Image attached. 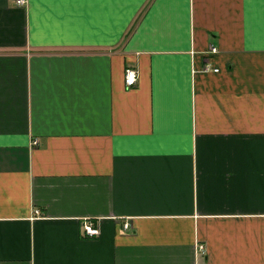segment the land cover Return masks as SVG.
<instances>
[{"label":"crops","instance_id":"1","mask_svg":"<svg viewBox=\"0 0 264 264\" xmlns=\"http://www.w3.org/2000/svg\"><path fill=\"white\" fill-rule=\"evenodd\" d=\"M0 264H264V0H0Z\"/></svg>","mask_w":264,"mask_h":264},{"label":"built area","instance_id":"2","mask_svg":"<svg viewBox=\"0 0 264 264\" xmlns=\"http://www.w3.org/2000/svg\"><path fill=\"white\" fill-rule=\"evenodd\" d=\"M15 2L18 4V5H24L26 3V0H15ZM215 49L212 48V51H214ZM205 70H209L210 69V65L207 64L206 67L204 68ZM214 71H217L218 68H213ZM138 77H139V72L137 70V68L133 67V66H125L124 68V81H125V85L127 88L129 87H132L134 86L136 83H137V80H138ZM37 141L36 140H33L31 142V144L33 145H36ZM127 225L126 223H124V228L126 229L127 228ZM82 229H83V234L84 236H87V237H96L100 234V228L97 224H95V222L91 219H86L84 222H83V226H82ZM197 248L204 252V245L203 244H199L197 246Z\"/></svg>","mask_w":264,"mask_h":264}]
</instances>
